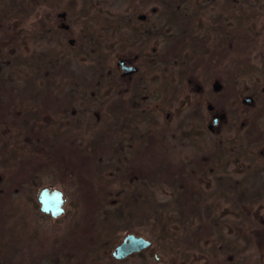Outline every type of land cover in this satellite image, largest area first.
<instances>
[{
    "label": "rangeland",
    "instance_id": "374dc122",
    "mask_svg": "<svg viewBox=\"0 0 264 264\" xmlns=\"http://www.w3.org/2000/svg\"><path fill=\"white\" fill-rule=\"evenodd\" d=\"M142 51L133 80L170 77L162 95L121 85ZM263 85L264 0H0V264H264ZM44 186L62 219L36 213ZM128 234L153 246L116 263Z\"/></svg>",
    "mask_w": 264,
    "mask_h": 264
},
{
    "label": "flooded vegetation",
    "instance_id": "af4514ba",
    "mask_svg": "<svg viewBox=\"0 0 264 264\" xmlns=\"http://www.w3.org/2000/svg\"><path fill=\"white\" fill-rule=\"evenodd\" d=\"M62 20H64L63 18H61ZM146 19V18H145ZM145 19H141V16H139V20H141V21H143V20H145ZM69 42H71V40L69 41ZM119 43V42H118ZM123 43H126V42H123ZM147 42H139L138 44V46H140V47H143V46H146L145 44H146ZM152 43V42H151ZM146 52L145 51H142L138 56H136V58H134V59H132V60H130V59H124V58H119L118 60H124L126 63H127V65H134V66H136L137 67V71H135V72H131V73H124L123 72V70L121 69V67H119L118 66V68H119V70H120V73H121V77H122V80H121V85H122V87H124V85L125 86H127L128 88H133V86H137V89H142V88H145V89H147V90H150V92L152 91H155L154 92V94H157L158 96L161 94L162 95V92H161V90H167V88H168V84H169V86H172V84L168 81V82H166V80L168 79L169 80V78L170 77H165V75L162 77L156 70H150V71H148V72H144L143 74H142V76H141V79H139V80H137V81H135V80H133V77L134 76H136V75H138L139 74V72H140V65H139V63H138V61H142L143 59H145V57H146ZM155 58L157 57V56H154ZM117 60V61H118ZM160 60V59H159ZM166 62H169V60H165ZM165 61H163V64H166V62ZM156 65V64H155ZM152 68L154 69V67L152 66ZM164 73H166V76H167V74H168V76L170 75V73L169 72H164ZM206 73V72H205ZM203 74V75H205L206 76V74ZM177 80H181V81H183L184 83H185V85H184V87H183V90L186 88V86H187V84H189L190 83V80L189 79H187L186 80V74H182L181 75V77H180V79L177 77ZM208 84V82L206 81L205 82V85H207ZM110 86V85H109ZM109 86H107V89H109ZM221 86L220 85H218L217 84V81H216V83H214L213 84V86H212V88H213V94L214 93H216L217 91H218V89L220 88ZM200 91H198V93L197 94H194L196 97H199V101L200 102H202L203 100H204V98H205V96H206V94H205V89H204V87L203 86H200ZM202 92H204V93H202ZM182 93H184V92H182ZM207 94H208V92H206ZM211 93V92H210ZM158 97H156V99H157ZM245 100V99H244ZM245 102V101H244ZM246 104H250V103H246ZM28 105V104H27ZM207 108H208V110L211 112V122L208 124V129H209V131L210 132H212V133H216L218 130H219V128H220V125H221V122L222 121H224L225 119H226V117H227V114L225 113V112H218L217 110H216V105L215 104H213V103H211V102H209L208 103V105H207ZM2 110V109H1ZM58 111H61L60 109H58L57 110V112L55 113L57 116H55L54 114V117H55V119H52V117L50 116H48L49 117V119L47 120V122L49 123V124H45V123H41L40 121H37V126H49V125H52V121H53V123L55 124L58 120H59V122H60V119H58L59 118V116H60V114H61V112H58ZM4 114V113H3ZM4 117H7V114H5V116L4 115H2V113H0V120H2ZM170 117V115L169 114H167V118H169ZM62 127V126H61ZM60 126H58V134H57V137L59 136V135H62V128H61ZM49 187H53V186H49ZM2 192H4L3 194L6 196L7 195V192H6V189H4ZM41 211V210H40ZM43 215L45 216V218H53L51 215H48V214H44L43 213ZM43 216V217H44ZM59 218H61V217H59ZM152 246H153V242H152ZM152 246L151 247H149V248H147V249H144L143 251H141V252H138V254L139 253H144L145 251H147V250H149V249H151L152 248Z\"/></svg>",
    "mask_w": 264,
    "mask_h": 264
},
{
    "label": "water",
    "instance_id": "95a60500",
    "mask_svg": "<svg viewBox=\"0 0 264 264\" xmlns=\"http://www.w3.org/2000/svg\"><path fill=\"white\" fill-rule=\"evenodd\" d=\"M60 18H63V22L60 27L69 29V25L65 23L67 13L65 11L58 13ZM146 16L142 15L141 19H145ZM70 43H73L71 40ZM117 65L121 67L124 73H131L137 71V67L134 65H127L124 60H118ZM245 103L253 102V97L248 96L245 98ZM38 202L40 204V210L53 218L61 217L65 213V205L67 197L62 189L56 187H42L38 193ZM152 246V241L136 234H128L124 237L122 242L118 244L111 254L116 260H124L129 256L141 252Z\"/></svg>",
    "mask_w": 264,
    "mask_h": 264
},
{
    "label": "trees",
    "instance_id": "16d2710c",
    "mask_svg": "<svg viewBox=\"0 0 264 264\" xmlns=\"http://www.w3.org/2000/svg\"><path fill=\"white\" fill-rule=\"evenodd\" d=\"M51 3H52V0H51ZM217 4V3H216ZM51 5H53V4H51ZM54 7L53 8H55V5H53ZM36 15H38V14H36ZM36 17H38V16H36ZM42 24V21H35L33 24H32V29L34 30V31H36V30H39V29H42L41 28V25ZM44 26L45 27H48V23L46 24H44ZM44 27V28H45ZM25 34H29L27 31H25ZM30 36V35H29ZM137 36L140 38V37H142V35L140 34V33H137ZM151 36V35H150ZM141 39V38H140ZM112 42V41H111ZM151 42H154V41H151ZM115 43H118V42H115ZM62 55H60V53L59 54H57V53H55L54 51H52V52H50L48 55H46L43 59H42V66H46V67H48V66H51L52 64L53 65H55V64H57V63H59V61H61V59H62ZM115 57H116V55H115ZM113 64H114V60H113V58H110L109 60H107L106 61V63L104 64V65H107V66H113ZM105 76L103 75V74H101V80H103V78H104ZM254 85H256V83L254 82ZM264 86V85H263ZM61 128H63V126L61 127ZM31 148V147H30ZM30 148L28 149V148H25V149H16L15 148V153L17 154V155H19V156H21L23 159H24V157H25V159H29L31 156H32V152L30 151ZM230 157H233V155H231ZM53 185H57V184H59L58 183V178L56 177V179L54 180V182L52 183ZM37 214H40V215H43V213L40 211V210H38L37 212H36ZM63 217H61V218H59V219H62ZM159 227H161V226H159ZM164 231H166V230H164ZM168 232H169V230H167ZM77 232H78V234L80 235V233H81V231L80 230H77ZM167 232V233H168ZM82 234H83V232H82ZM81 234V235H82ZM166 235V234H165ZM157 250V249H156ZM162 250V249H161ZM160 249H159V251H161ZM79 252V250L77 249V253ZM138 255H143V253H135V254H133V255H131V256H129L127 259H124V260H116L115 258V261H116V263H124V262H126L129 258H133V257H136V256H138ZM158 262H157V258H156V261H155V264H157ZM168 264H171V263H169V262H167ZM174 264H176V263H174Z\"/></svg>",
    "mask_w": 264,
    "mask_h": 264
}]
</instances>
